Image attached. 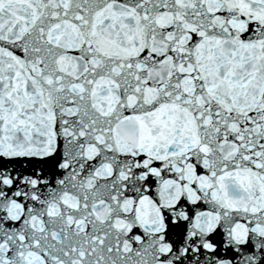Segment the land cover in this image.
<instances>
[{"label":"snow or ice","instance_id":"1","mask_svg":"<svg viewBox=\"0 0 264 264\" xmlns=\"http://www.w3.org/2000/svg\"><path fill=\"white\" fill-rule=\"evenodd\" d=\"M0 264H264V0H0Z\"/></svg>","mask_w":264,"mask_h":264}]
</instances>
